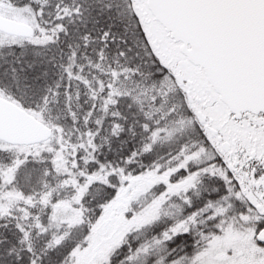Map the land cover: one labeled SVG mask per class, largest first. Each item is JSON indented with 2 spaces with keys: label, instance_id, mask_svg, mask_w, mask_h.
Listing matches in <instances>:
<instances>
[{
  "label": "snow or ice",
  "instance_id": "obj_1",
  "mask_svg": "<svg viewBox=\"0 0 264 264\" xmlns=\"http://www.w3.org/2000/svg\"><path fill=\"white\" fill-rule=\"evenodd\" d=\"M0 264H264V0H0Z\"/></svg>",
  "mask_w": 264,
  "mask_h": 264
}]
</instances>
